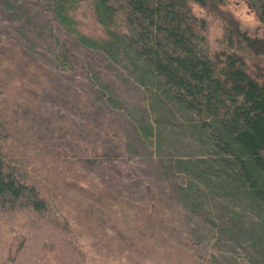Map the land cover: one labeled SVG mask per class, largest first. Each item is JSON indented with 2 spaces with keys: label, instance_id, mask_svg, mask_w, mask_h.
I'll list each match as a JSON object with an SVG mask.
<instances>
[{
  "label": "rangeland",
  "instance_id": "1",
  "mask_svg": "<svg viewBox=\"0 0 264 264\" xmlns=\"http://www.w3.org/2000/svg\"><path fill=\"white\" fill-rule=\"evenodd\" d=\"M226 8L256 31L259 21L247 3L229 0ZM91 15L81 8L79 27L100 34ZM203 16L210 45L218 49L223 23ZM137 81L104 53L82 47L44 4L0 0V110L10 132L4 151L49 202V213L68 223L87 259L264 264L235 234L192 213L181 199L187 170L202 164L201 140L184 110L162 105L156 119L151 94L144 97ZM180 159L191 165L178 168ZM9 238L13 257L20 236Z\"/></svg>",
  "mask_w": 264,
  "mask_h": 264
},
{
  "label": "trees",
  "instance_id": "2",
  "mask_svg": "<svg viewBox=\"0 0 264 264\" xmlns=\"http://www.w3.org/2000/svg\"><path fill=\"white\" fill-rule=\"evenodd\" d=\"M32 1L44 4L82 47L131 70L144 97L151 94L156 119L163 106L192 117L204 157L201 166L187 170L181 199L263 261L264 0H243L259 21L253 32L226 8L229 0ZM83 7L100 34L80 29L77 13ZM204 13L223 23L218 49L210 45ZM4 113L0 110V264H106L87 259L68 223L49 213V202L5 153L10 132ZM146 125L151 132L152 124ZM177 162L178 168L191 165ZM12 233L20 242L10 257Z\"/></svg>",
  "mask_w": 264,
  "mask_h": 264
}]
</instances>
